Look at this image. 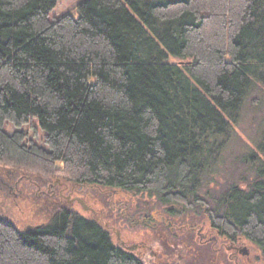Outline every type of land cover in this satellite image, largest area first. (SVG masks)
I'll return each instance as SVG.
<instances>
[{
  "label": "trees",
  "instance_id": "16d2710c",
  "mask_svg": "<svg viewBox=\"0 0 264 264\" xmlns=\"http://www.w3.org/2000/svg\"><path fill=\"white\" fill-rule=\"evenodd\" d=\"M59 1L0 0V168L207 218L264 255V0H83L51 19ZM250 112L261 138L228 164ZM58 200L25 229L0 204V264H147Z\"/></svg>",
  "mask_w": 264,
  "mask_h": 264
},
{
  "label": "rangeland",
  "instance_id": "374dc122",
  "mask_svg": "<svg viewBox=\"0 0 264 264\" xmlns=\"http://www.w3.org/2000/svg\"><path fill=\"white\" fill-rule=\"evenodd\" d=\"M82 1L83 0H60L51 14V19L67 12L73 14L75 18L79 17L80 10L78 6ZM252 117L253 114L250 112L249 116L245 117L246 119L237 127V137H239L237 140L241 139V141L246 142L249 148L247 149V144L245 145L234 140L230 148H228L229 152L224 154L228 164H230L233 159L235 161L237 157L242 158V155L248 154L249 149L254 148L256 142L261 138L260 128L257 127V122L255 118ZM21 129L28 133V139L39 144L42 143L44 132L37 121H35L31 128L23 127ZM7 130L9 132H14L16 129L12 125H9L7 126ZM247 151L248 153H246ZM231 156L237 157L231 159ZM3 169L9 174L11 185L13 188L15 186V188L0 194V204L3 205L2 207L5 209L9 210L13 221L21 229L47 223L50 220V215H48L50 210L48 209L52 207V199L39 193V189L31 186L32 184L28 180L21 182L19 180L22 177H29L39 181H46L48 177L46 175H39L38 173L35 174L31 170L25 168L7 167ZM57 179L59 178L54 177L51 181L53 182ZM69 186L72 187V185ZM75 190L76 192L74 195L84 198L87 203L96 210L97 214L94 216V214L87 212L78 205L72 207L68 204L69 208L84 217L97 219L102 222L103 226L107 225L114 244L117 243L116 232L118 231L121 232L123 237L131 244H150L153 246V250L160 254L163 252L164 246L162 243L163 241H160V239L163 238L167 239L166 244H168V246L178 248L173 260L178 261L179 256H182L181 260L184 261L188 257L187 255L190 256L189 250H193V254L196 253L197 242L195 238L197 237V230L205 227L204 231L208 234L215 233V231L211 229L212 225L207 218L201 219L195 215L187 216V218L179 217L178 215L172 216L168 213V208L157 207L150 209L146 205L150 203V201H140L136 197L131 199L130 196L120 191L91 190L83 187H75ZM124 204L130 205L132 208L129 215L126 214L127 211L123 208L125 206ZM166 220H169V224L165 223ZM188 223H190L191 226L195 225L197 227L195 235L186 232L185 227L190 225ZM111 227L114 229H111ZM186 237L188 238L187 240H185ZM184 243H187L190 249L188 247H183ZM238 244L239 248L246 250V254H244V251L237 253L235 259H238V264H264V255L258 247L244 239L238 242ZM150 252H147L144 256L146 261H149ZM199 255L202 257H210L209 261H211L212 264L218 262V259L206 249H202Z\"/></svg>",
  "mask_w": 264,
  "mask_h": 264
},
{
  "label": "flooded vegetation",
  "instance_id": "af4514ba",
  "mask_svg": "<svg viewBox=\"0 0 264 264\" xmlns=\"http://www.w3.org/2000/svg\"><path fill=\"white\" fill-rule=\"evenodd\" d=\"M24 180L26 181L28 180L32 184L31 186L37 187V189H39V193H42L43 195L52 199L51 201L55 202V204L56 203L58 204L59 201L58 198L59 199L62 198L65 199L67 203L72 207L78 205L84 209V207L78 201V199H81L89 208L88 210H86L87 212L94 214V216H96L97 214L96 210L92 208L84 198L78 195H74V193L76 192L75 186L70 187L68 184L62 182L59 179L52 182V181H39L29 177H22L20 178L19 181L21 182ZM14 188L11 185L9 174L6 173L4 169L0 168V194L4 193L7 190L11 191ZM165 223L169 224V220H166ZM107 227H108L107 225L104 226L105 232L111 237V233L109 232ZM211 227H212L211 229L215 231L214 234H208L207 232H205L204 231L205 227L200 228V230H197V235H196L197 237L195 238V241L197 242L196 253L193 254L194 253L193 250H189L190 256L187 255L188 257L184 261L181 260L182 256L181 257L179 256L178 261L173 260V258L175 257V253L178 251V248H175L173 246H168V244H166L167 239H163V238L160 239V241H163L162 243L164 245L163 252H161L160 254L157 253L155 250H153V246H151L150 244L147 245L135 244V243L131 244L123 237L121 232L118 231L116 232L117 234L116 245L124 248L127 251L135 253L138 257H140L144 261H146L144 256L147 254V252L151 251L149 261H146L147 264H212V262L209 261L210 257H202L199 255V252L202 249H206L209 253H211L218 259L217 260L218 262L216 261L217 262L216 264H238V259L237 260L235 259L237 253L244 251V254H246V250H243L238 246L239 245L238 242L242 241V239L234 241L229 237L228 233L222 232L217 227L214 226ZM111 229L114 228L111 227ZM196 229L197 227L195 225L194 226L188 225L185 227L186 232H189L191 235L193 234L195 235ZM187 239L188 238L186 237L185 240ZM188 246L189 245L187 243H184L183 245V247H188Z\"/></svg>",
  "mask_w": 264,
  "mask_h": 264
},
{
  "label": "water",
  "instance_id": "95a60500",
  "mask_svg": "<svg viewBox=\"0 0 264 264\" xmlns=\"http://www.w3.org/2000/svg\"><path fill=\"white\" fill-rule=\"evenodd\" d=\"M78 201L81 203V205L84 207L85 210H88L89 208L86 206V204L81 200L78 199Z\"/></svg>",
  "mask_w": 264,
  "mask_h": 264
}]
</instances>
